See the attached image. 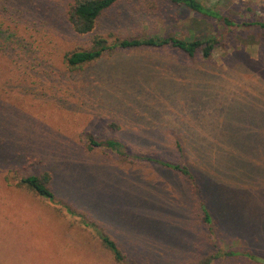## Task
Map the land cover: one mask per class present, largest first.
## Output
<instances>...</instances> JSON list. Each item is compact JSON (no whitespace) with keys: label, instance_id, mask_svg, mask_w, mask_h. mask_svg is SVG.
<instances>
[{"label":"rangeland","instance_id":"374dc122","mask_svg":"<svg viewBox=\"0 0 264 264\" xmlns=\"http://www.w3.org/2000/svg\"><path fill=\"white\" fill-rule=\"evenodd\" d=\"M74 1L0 0V264H264V30L231 31L209 59L119 50L72 71L66 52L95 35L224 31L170 0H122L79 34ZM203 1L264 20V0ZM112 124L128 161L87 147ZM12 169L50 171L55 197L9 185Z\"/></svg>","mask_w":264,"mask_h":264},{"label":"trees","instance_id":"16d2710c","mask_svg":"<svg viewBox=\"0 0 264 264\" xmlns=\"http://www.w3.org/2000/svg\"><path fill=\"white\" fill-rule=\"evenodd\" d=\"M122 0H75L68 11V19L73 26L75 32L79 34H87L92 32L97 26L100 18ZM176 5H183L191 11L200 15L210 17L218 21L224 31L220 35L210 36L206 38H197L191 36L189 38H180L176 35L162 36L155 34L147 38H123L110 43L109 39L103 35H95L91 44L86 47H77L66 52L64 62L68 69L79 71L86 66L98 62L105 56H112L116 51L124 50H147L164 52V53H182L189 59L198 58L209 59L212 57L215 49L221 46L222 41L227 35L240 27H255L264 30V20L238 21L229 15L223 14L216 9L214 5L204 2L203 0H170ZM112 128L115 135L109 138H99L93 133L87 134V147L93 150L97 147H105L118 152L123 161H128L129 154L125 150L124 143L118 138V125ZM178 150L183 152V144L180 138L175 140ZM161 164L170 167L182 173L189 181L195 183L189 167L186 164L172 163L169 161L157 160ZM18 180V186H26L28 190L39 196L53 199L55 193L53 191V176L50 171L42 170L41 172L28 173L21 169L9 170L5 176V181L9 185H15ZM16 185V186H17ZM203 204V203H202ZM205 205V204H204ZM204 212V222L211 228L212 218L207 207H202ZM104 245L112 251L118 261H123L124 255L114 239L109 235H103Z\"/></svg>","mask_w":264,"mask_h":264}]
</instances>
